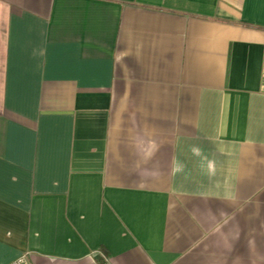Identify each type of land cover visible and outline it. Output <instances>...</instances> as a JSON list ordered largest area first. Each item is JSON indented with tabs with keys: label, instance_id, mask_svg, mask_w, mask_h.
I'll use <instances>...</instances> for the list:
<instances>
[{
	"label": "crops",
	"instance_id": "crops-1",
	"mask_svg": "<svg viewBox=\"0 0 264 264\" xmlns=\"http://www.w3.org/2000/svg\"><path fill=\"white\" fill-rule=\"evenodd\" d=\"M264 264V0H0V264Z\"/></svg>",
	"mask_w": 264,
	"mask_h": 264
},
{
	"label": "built area",
	"instance_id": "built-area-1",
	"mask_svg": "<svg viewBox=\"0 0 264 264\" xmlns=\"http://www.w3.org/2000/svg\"><path fill=\"white\" fill-rule=\"evenodd\" d=\"M10 264H30V258L27 253L22 254L18 258H16L13 262Z\"/></svg>",
	"mask_w": 264,
	"mask_h": 264
}]
</instances>
